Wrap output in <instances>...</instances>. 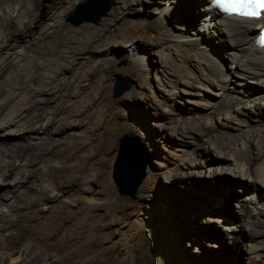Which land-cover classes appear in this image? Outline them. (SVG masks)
Instances as JSON below:
<instances>
[{
    "label": "rangeland",
    "instance_id": "rangeland-1",
    "mask_svg": "<svg viewBox=\"0 0 264 264\" xmlns=\"http://www.w3.org/2000/svg\"><path fill=\"white\" fill-rule=\"evenodd\" d=\"M58 1L63 3L40 7L44 16L31 29L39 35L27 41H13L11 52L25 50L28 55H36L62 44L63 36L83 47L88 34L106 35L103 43L95 45V51L86 56L97 58L91 60L101 75L93 95L98 98L105 88V98L99 100L88 119H83L84 115L65 123L60 118L56 120L63 126L82 120L81 125L74 126L77 131L71 132L75 137L63 136L61 142H46L41 147L47 157L53 156L49 168L76 165L64 179L96 175L90 193L95 199L86 204L70 197L66 203L64 196L37 208L45 210L21 215L17 230L23 228L21 233L30 239L24 245L33 249L36 257L48 256L49 264H264V188L254 187L229 170L215 174V166L208 165L211 156L205 153L207 133L217 137L239 134L235 125L225 124L219 111L223 98L214 87L198 95L192 88L169 83L178 77L199 75L204 64L219 63L234 77L227 65L225 40L222 35H213L212 30L200 32L202 45L195 52L199 64L180 52L179 39L174 36L179 34L180 26L194 34L202 17L196 10L200 6L192 4L193 0H128L133 3L131 9L124 12L123 19L115 20L112 13L118 7L117 0H85L63 18V28H51L48 34L55 33L42 39L40 32L69 9L68 0ZM98 1L109 5L105 16L96 23L71 24L73 18L100 14L102 7L91 14H77L81 4ZM172 2L177 6L170 15ZM160 18L164 19V26ZM119 24L123 29L118 32ZM86 66L85 60H77L70 72L59 77L54 83L56 92L43 97L47 108L60 102L58 99L53 103L60 98L59 85L79 77ZM117 77L128 81L130 90L115 99L112 90ZM235 78L242 83L251 82ZM248 89L242 91L250 96ZM88 94L86 91L77 99L71 98L68 105ZM61 99L66 97L62 95ZM67 110L63 114L73 108ZM91 125L94 130L89 129ZM9 131H1L0 138L19 143L20 138ZM127 136L139 140L150 155L146 177L134 200L121 196L112 180L118 145ZM52 174L48 179L57 186ZM5 192L7 188L0 185V194ZM32 263L31 260L28 264Z\"/></svg>",
    "mask_w": 264,
    "mask_h": 264
},
{
    "label": "bare ground",
    "instance_id": "bare-ground-1",
    "mask_svg": "<svg viewBox=\"0 0 264 264\" xmlns=\"http://www.w3.org/2000/svg\"><path fill=\"white\" fill-rule=\"evenodd\" d=\"M82 1L85 0H68L69 9L58 15L57 19L60 21L52 23L47 30L40 32L42 39H47L55 33L51 31V34H48L51 28H63L61 23L63 18ZM172 1L179 3L180 0ZM212 1L193 0L192 4L200 6L196 9L202 16L197 25L199 27L194 25V34H190L189 28L180 26L179 34L173 36L179 39L180 52L198 63L199 58L196 56L199 55L195 52L197 47L202 45L200 32L212 30L213 35H222L225 40L223 47L229 57L227 65L233 71L234 77L226 73L225 68L219 63L215 66L204 64L199 75L186 79L178 77L169 83L192 88L198 95L211 90L210 87L219 91L217 95L223 98L221 106L218 104L219 111L223 113L225 124L227 122L229 125H235L239 134L238 137H217L210 132L206 135L204 133L207 143L205 153L211 156L208 165L215 166L217 175L219 172L229 170L233 176L248 181L254 187L264 188V48L256 46V38L264 27V15L257 19L228 16L212 11ZM173 2L168 8L170 15L176 12L174 6L177 5H173ZM57 3L63 2L0 0V132L9 129L8 134L18 136L21 141L13 144L0 138V185L7 188V192L0 194V264H28L31 260L32 264H49L48 256L36 257L33 249L24 245V241L29 237L26 239L21 233L20 230L23 228L17 230L21 215L45 210L37 208L50 200L61 199L64 196L66 203L70 197L80 198L86 204L95 199L90 193L96 175H87L80 180L64 179V175L69 170L74 171L76 165L49 168L53 156L47 157L45 149L41 147L46 146V142L56 143V140L61 142L63 136L75 137L76 134L71 132L77 131L74 126L81 125L82 120H74L72 124L66 126L58 125L56 120L60 118L65 123L69 118L84 115L83 119H88L93 115L99 100L105 98V88L101 90L98 98L93 95L96 91V81L101 75L93 62L97 58L86 56L95 51L93 50L95 45L103 43L106 35L88 34L82 43L83 47L63 36L62 44L52 46V49L45 48L36 55H28L25 50L11 52L13 41L17 39L27 41L28 38L39 35L34 34L31 29H35V24L44 16L39 12L40 7L50 8ZM117 3H119L117 9L112 13L113 17H116L115 20L123 19L124 12L133 5L128 0H117ZM160 24L164 26L163 18H160ZM118 27L117 31L122 25L119 24ZM80 59L85 60L86 68L79 77L67 79L59 85L57 93H60V98L57 97L53 103L56 104L58 99L60 102L52 109L47 108L44 95L55 93L54 83L59 77L70 72ZM235 76L251 82H239ZM245 87L250 88L248 89L252 92L250 96L242 91ZM86 91L89 92L86 98L79 102L72 100L68 105L71 98L77 99ZM62 95L68 100H62ZM69 108H73V111L63 114ZM85 110L89 112L83 113ZM94 128V125L89 127L90 130ZM54 136L55 139L52 138ZM64 159L66 161L68 156ZM52 173L58 181L57 186L48 179ZM57 176L62 177L59 179ZM47 232L51 233L49 229ZM252 251L256 252L257 248H253Z\"/></svg>",
    "mask_w": 264,
    "mask_h": 264
},
{
    "label": "water",
    "instance_id": "water-1",
    "mask_svg": "<svg viewBox=\"0 0 264 264\" xmlns=\"http://www.w3.org/2000/svg\"><path fill=\"white\" fill-rule=\"evenodd\" d=\"M101 1L95 3H84L78 7L77 14L88 12L91 14L98 8H103L96 17L84 16L79 19H71L73 26H79L89 21L97 22L105 16L109 5ZM130 90V83L123 78L117 77L113 86V98H119ZM150 165V155L143 144L133 137H124L118 145L117 156L112 168V180L121 196L135 199L141 183L146 177V171Z\"/></svg>",
    "mask_w": 264,
    "mask_h": 264
},
{
    "label": "snow or ice",
    "instance_id": "snow-or-ice-1",
    "mask_svg": "<svg viewBox=\"0 0 264 264\" xmlns=\"http://www.w3.org/2000/svg\"><path fill=\"white\" fill-rule=\"evenodd\" d=\"M225 13L259 18L264 15V0H214Z\"/></svg>",
    "mask_w": 264,
    "mask_h": 264
}]
</instances>
